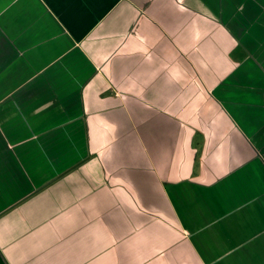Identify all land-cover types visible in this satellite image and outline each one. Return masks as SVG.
Returning <instances> with one entry per match:
<instances>
[{"label":"crops","instance_id":"crops-1","mask_svg":"<svg viewBox=\"0 0 264 264\" xmlns=\"http://www.w3.org/2000/svg\"><path fill=\"white\" fill-rule=\"evenodd\" d=\"M0 264H264V0H0Z\"/></svg>","mask_w":264,"mask_h":264}]
</instances>
